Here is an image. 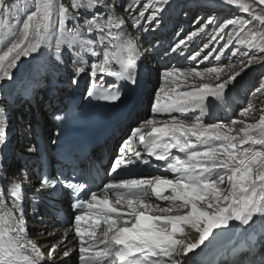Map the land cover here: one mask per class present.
<instances>
[{"label": "snow or ice", "instance_id": "1", "mask_svg": "<svg viewBox=\"0 0 264 264\" xmlns=\"http://www.w3.org/2000/svg\"><path fill=\"white\" fill-rule=\"evenodd\" d=\"M220 2L235 6L248 18L218 23L216 17L209 16L171 51L183 54L187 42L213 26L209 42L190 58L207 61L213 52L230 49L235 41L247 49L240 53L239 69L231 62L203 71L165 68L151 106L153 117L131 130L109 173L119 176L138 162L147 163L141 151L131 147L135 140L147 156L163 161L173 178L114 179L103 186L101 196L87 182H80L73 168L67 173L58 170L55 176L42 172L39 183L33 185L34 197L46 198L47 194L54 203L67 192L74 198L72 207L78 214L72 222L73 238L79 239L80 264H183L190 253L202 251V246L208 247L237 228L241 235L226 250L224 264H264V107L249 101L228 124L204 119L207 107L224 101L229 85H234L246 69L264 65V0ZM170 5L171 0H132L123 6L126 19L118 12L119 0H22L15 4L0 0V82L14 79L13 69L22 57L44 55L54 67L63 66L71 73L73 85L82 75L90 76L89 98L119 102L124 95L119 82L133 87L138 84L139 37L130 34L129 23L133 29L147 31L144 22L158 25ZM229 26L233 34L225 44L220 49L210 48L224 38ZM204 49L209 50L201 56ZM237 52L239 48L233 55ZM69 54L70 66L65 63ZM87 57L93 58L91 63ZM215 58L219 60V55ZM225 67L231 74L222 78ZM106 77L116 83L105 86ZM181 77L200 82L189 85L191 90L175 91L173 86L183 87ZM209 77L217 82H204ZM256 94L264 95V80L255 88ZM197 110L199 115L185 118ZM236 125L243 127L232 134ZM8 127L7 112L0 109V149L7 145ZM23 148V155L36 151L30 143ZM30 183L25 168L9 164L7 153L0 156V264H68L65 258L76 248L69 246L70 241L65 243L67 232L51 245L29 238L23 186ZM153 196L168 202L167 207L152 204ZM42 202L32 201L37 209ZM150 208L162 214L152 215ZM181 209L183 214H170ZM101 223L106 227L97 235Z\"/></svg>", "mask_w": 264, "mask_h": 264}, {"label": "bare ground", "instance_id": "2", "mask_svg": "<svg viewBox=\"0 0 264 264\" xmlns=\"http://www.w3.org/2000/svg\"><path fill=\"white\" fill-rule=\"evenodd\" d=\"M127 1L132 2V0H126V2ZM119 4L121 5L120 1ZM217 7L218 11H220L225 6L223 4H218ZM168 11L170 15L165 18L161 16L158 25L154 24L152 26L145 22L144 27L148 28L147 31L133 29L129 23L128 30L130 34L134 37H139L138 47L141 53V57L137 62L138 84L135 87L136 92L124 108L123 113L125 115L118 118L115 124L108 129L100 143L91 150L88 160L95 159L104 151L110 155V161L113 160V156L118 157L120 155L121 147L131 136V131H127V127L132 118L134 122L132 128H135L140 126L141 122H143L140 121L141 118L146 117L145 119L147 120L153 117L151 112L152 105L149 106L151 102L153 103L157 92L153 91V87L155 84L158 85V89L161 87V73L165 68H172L175 66L183 70L195 67L197 70L203 71L205 67L227 66L231 62L232 64L237 65L236 70L239 69L240 65L238 64V61L240 59V53L247 49L243 46L236 45L235 41H233L232 47L230 49H225L223 53L218 51L213 52V55L210 56L207 61L201 62L199 57L195 60L190 58L196 52H199V50L194 51L198 43L206 37H211L213 35L211 29H208L204 33H198V35L193 37L191 41L187 42L186 48L182 46V48H184L183 54H180V52L173 53L171 51L172 46L175 45L179 39L184 38L189 33L193 32V30L186 32L184 36H181L187 27H191L192 23L189 21H182L177 16L175 17L172 15V12H170L171 7ZM118 12L126 19H129L127 13H125L121 7L118 8ZM71 26L72 25H69V27ZM231 31L232 27L229 26L225 30L222 43L220 42L221 39H218L210 45V48L217 49L216 47L218 45V49H220L230 38V35L233 34ZM174 41L176 42L174 43ZM237 48H239V52H237L236 55H233V51ZM167 49L168 51H166ZM208 50L209 49H204V52H201V56L207 53ZM217 55H219V60L215 58ZM87 59L89 60V63H91L93 58L87 57ZM65 63L69 66L71 65V54L65 56ZM260 70L258 64H254L246 69L242 75L237 78V82L234 85H229L224 101L212 103L207 107L204 116L205 121H223L225 124H228L232 119L238 118L237 114L239 110L242 107H245L249 101H255L258 108L264 107V99H262V101L259 100L260 94L253 95L255 88L259 86L261 80H264L263 77V79L261 78L259 81H255ZM13 72L14 79L12 81L0 82V109L7 112L9 125L7 145L5 148L0 149V156L7 153L8 163L13 165V167H19L20 165L25 168L28 174V179L31 181L30 184H24L23 186L25 193V219L29 229V238L41 245H51L56 243L63 234L67 232L68 240H66L65 243L69 244L70 241L71 243L69 246L75 247L76 251L72 253L70 258L65 259L68 260V264H80L78 262L79 239L73 238V226L61 225L56 220V214H54L59 209L67 210V200L64 198V195L67 196V193H63L61 199L53 203L51 197H47V194H45L46 198L34 197L33 185L38 184L37 174L40 169L37 159V144L39 142V140H37L39 134L38 130L41 129L44 133L50 131V133L53 134L51 141H41L45 150L49 152L52 149L54 135L56 133V125L52 119L53 115L62 111L66 102L73 95L76 96V102L82 95H87V90L85 89L82 91V87L83 84L87 86L91 83V77L87 74L82 75L79 83L73 85L70 82L71 73L66 71L63 66H60L59 68L54 67L50 57L44 55L36 56L34 59L22 57L21 61H18V68L13 69ZM230 74L231 71L225 67L222 78H227ZM199 82L198 78L195 81L191 78L185 81L183 77H181L179 79V84L183 85V87H173L175 88V91H188L191 90L189 85ZM204 82L215 84L217 81H215L214 78L209 77V79ZM104 83L113 84L115 81L113 78L106 77ZM164 86L167 87L168 85L165 84ZM140 109L142 111L138 112ZM47 113L49 114L48 116ZM196 115H199L198 110L187 113L185 118L191 119ZM16 116L19 117V121L16 119ZM127 118L128 120H126ZM156 118L158 120L165 119V117ZM253 122L254 121L252 120L248 121V123ZM241 127H243V125H236L232 134H237ZM15 131L19 136H16V144L13 145L9 151L7 148L11 140L15 138ZM28 143L34 145L36 151L30 155H23L25 152L23 145ZM131 147L135 150H140L143 160L147 161V163L138 162L137 165L132 166L131 171L121 172L119 176H114L115 178H111V176L106 174L104 180H107V183L113 182V180L117 178L152 177L154 174L152 172L155 170H158L164 177L173 178V174L165 170L164 162L156 161L153 157L147 156V154L143 152V148L139 145L138 141L134 140ZM257 148H259V146H257ZM58 168L62 169V166H59ZM106 168L108 169L109 165H106L105 169ZM51 169L55 170L53 174L57 172L56 168L51 167ZM34 199H43V202L39 205L38 209L34 207L32 203ZM112 200H115V198H112ZM123 203L124 202L122 201V205ZM152 204H160L163 207H167L168 202L158 201L153 196ZM117 207H121V205H117ZM149 211L152 215L162 214L158 210L153 211L151 208ZM183 211L184 210L181 209L179 211H173L170 214L179 215L183 214ZM258 226L259 225L257 224L256 227ZM105 227L106 226L103 223L99 224L97 227V235H100ZM241 231L242 230L239 229L237 238L241 235ZM49 233L52 235H49ZM237 238L229 245L222 247L217 250V252L215 251L216 253L204 258H201L203 255H200L201 249H197L196 254L190 253L189 257L183 259V264H224L223 257L225 252L230 246L237 242Z\"/></svg>", "mask_w": 264, "mask_h": 264}, {"label": "rangeland", "instance_id": "3", "mask_svg": "<svg viewBox=\"0 0 264 264\" xmlns=\"http://www.w3.org/2000/svg\"><path fill=\"white\" fill-rule=\"evenodd\" d=\"M119 1L121 2V8H122V10H123V6L131 3V2H128V1L126 2V0H119ZM6 2L8 4H15V3L22 2V0H6ZM28 2L31 3V0H28ZM64 2L67 3L68 0H64ZM218 4H222L220 2V0H171V5L166 8V11H164L161 16L163 18H165L166 16L170 15L168 9L171 7V11L170 12H172V15H174L175 17L177 16L182 21H189V22H191L192 23L191 27H187V29L184 31V33L181 36H184L185 33L186 32H189L190 30L196 31L201 26V24L204 21H206V19L209 16L216 17L218 23L223 22L226 19H231V18H242V19H247L248 18L245 13H240V11L235 6H225L224 5L225 7H223L220 11H218V7H217ZM148 14H150V13H146V16ZM239 14H242V15H239ZM153 25L154 24H152V26ZM208 29H211L212 30L211 33H213V26H210ZM231 32L233 33V30ZM210 38L211 37H206L205 39H203L202 41H200L198 43V45L195 47L194 51L195 50H199L200 51V49L203 47V45L205 43H208L209 42ZM176 41H174V43ZM220 42L222 43V40H220ZM216 48L218 49V45H217ZM166 51H168V49ZM166 51H165V53L167 54ZM258 66L260 67L261 70L257 74V77H256V80L255 81H259L261 78L263 79V77H264V65L258 64ZM157 90H158V85L155 84L154 87H153V91L156 92ZM262 99H264V95H260L259 100L262 101ZM150 105H152V102H151V104H149V106ZM141 107H143V106H141ZM140 111H142V110L141 109L138 110V112H140ZM48 115L49 114L47 113V116ZM18 118L19 117L16 116V119L19 121ZM145 118H141L140 121L146 120ZM25 124H26V122H25ZM133 124H134V122H133V118H132L131 122L129 123V125L127 127V131L129 130V132H130L133 129L132 128V125ZM14 135H15V138H13L11 140V142H10L8 148H7L9 151L11 150V148L13 147V145L16 144L15 143L16 142V136L17 137L19 136L18 133H16V131H15V134ZM19 167H21V166L19 165ZM238 232H239V229L237 230L235 236L233 235L231 239H229L228 241H226V242H229L230 241L229 243L225 244L226 242L223 241V243L220 246H218L217 248H215L212 251V253L208 254L207 256H211L212 254L216 253L217 250H219L222 247L227 246L230 243H232L237 238ZM207 256H205V257H207ZM201 258H204V257H201Z\"/></svg>", "mask_w": 264, "mask_h": 264}, {"label": "water", "instance_id": "4", "mask_svg": "<svg viewBox=\"0 0 264 264\" xmlns=\"http://www.w3.org/2000/svg\"><path fill=\"white\" fill-rule=\"evenodd\" d=\"M238 228L237 229H234V231L232 233H227L221 237H219L216 241H214L212 244H209L208 247H203V250L201 251L200 255H203V257L207 256L208 254L212 253V251L217 248L218 246H220L223 241L226 242L228 241L229 239L232 238V236L236 234ZM230 242V241H229ZM229 242H226L225 244L229 243ZM224 244V245H225Z\"/></svg>", "mask_w": 264, "mask_h": 264}]
</instances>
